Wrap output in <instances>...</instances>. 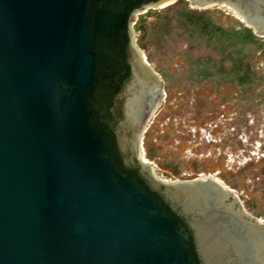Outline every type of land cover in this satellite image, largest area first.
Returning a JSON list of instances; mask_svg holds the SVG:
<instances>
[{
    "label": "water",
    "instance_id": "95a60500",
    "mask_svg": "<svg viewBox=\"0 0 264 264\" xmlns=\"http://www.w3.org/2000/svg\"><path fill=\"white\" fill-rule=\"evenodd\" d=\"M176 1L0 0V264H264L229 188L143 158L164 81L133 25ZM186 1L264 36V0Z\"/></svg>",
    "mask_w": 264,
    "mask_h": 264
},
{
    "label": "rangeland",
    "instance_id": "374dc122",
    "mask_svg": "<svg viewBox=\"0 0 264 264\" xmlns=\"http://www.w3.org/2000/svg\"><path fill=\"white\" fill-rule=\"evenodd\" d=\"M185 3L188 10L208 18L218 31L230 33L239 30L241 24L258 38L243 47L239 42L235 47L236 55L247 57L250 63L247 86L187 83L179 79L169 84L163 79L161 68L178 75L187 69V59L193 60L198 54L208 58L211 67L216 65L212 61L219 58L206 47L200 26L184 24L180 11ZM164 8L146 9L135 20L153 10L157 14L147 18L150 28L162 23L165 16L174 18L171 32L164 34L161 41L141 39L135 33L136 45H145L146 49H139L164 81L163 97L143 134V158L153 166L157 177L167 181L206 176L219 180L238 197L248 214L264 224V36H257L225 5L192 9L184 0L169 11ZM147 150L152 158L147 157Z\"/></svg>",
    "mask_w": 264,
    "mask_h": 264
},
{
    "label": "trees",
    "instance_id": "16d2710c",
    "mask_svg": "<svg viewBox=\"0 0 264 264\" xmlns=\"http://www.w3.org/2000/svg\"><path fill=\"white\" fill-rule=\"evenodd\" d=\"M180 0L179 2H183ZM179 2H176L170 6L164 8L163 11H169L173 7L177 6ZM186 6L181 9L180 14L184 21V24H192L200 26V32L206 37L207 46L212 49V51L219 56L217 61H212L215 67H211V63L208 58H204L203 55L198 54L195 59H187V69L180 72L178 75H170L168 70L161 68L159 73L165 81L169 84L174 80H181L187 83H204L212 82L215 84H222L225 82H230L232 84H240L247 86L251 74L250 63L245 56H237L235 47L237 43L240 42L243 47L248 41H258V38L252 34V32L243 27L239 30H232L230 33H224L218 31L217 27L212 25L211 21L204 17V15L198 14L197 12L190 11ZM157 14L156 12H149L144 16L138 17L137 21L133 25L134 33H139L140 38L151 37L153 41H161V37L164 34H169L173 28L174 18L171 16H165L162 23H157L150 28L147 18ZM156 24V23H155ZM182 40L187 41V38L181 35ZM184 37V38H183ZM158 43V42H157ZM137 46L140 49H146L145 45L137 42ZM189 48L188 54H190ZM187 54V55H188ZM226 63H228L226 65ZM144 146H148V134L145 135ZM147 157L152 158L147 150ZM193 179V178H192Z\"/></svg>",
    "mask_w": 264,
    "mask_h": 264
},
{
    "label": "bare ground",
    "instance_id": "6f19581e",
    "mask_svg": "<svg viewBox=\"0 0 264 264\" xmlns=\"http://www.w3.org/2000/svg\"><path fill=\"white\" fill-rule=\"evenodd\" d=\"M211 178H212V177H211ZM212 179H214V180L218 181L219 183H221L219 180H217V179H215V178H212Z\"/></svg>",
    "mask_w": 264,
    "mask_h": 264
}]
</instances>
